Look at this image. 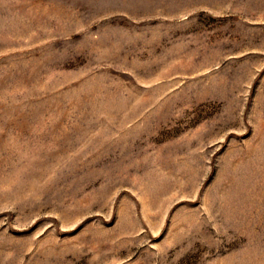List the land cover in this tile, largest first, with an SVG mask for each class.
Masks as SVG:
<instances>
[{
  "label": "rangeland",
  "instance_id": "rangeland-1",
  "mask_svg": "<svg viewBox=\"0 0 264 264\" xmlns=\"http://www.w3.org/2000/svg\"><path fill=\"white\" fill-rule=\"evenodd\" d=\"M0 264H264V0H0Z\"/></svg>",
  "mask_w": 264,
  "mask_h": 264
}]
</instances>
